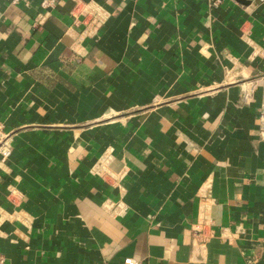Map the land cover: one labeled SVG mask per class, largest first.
<instances>
[{"label": "crops", "instance_id": "crops-1", "mask_svg": "<svg viewBox=\"0 0 264 264\" xmlns=\"http://www.w3.org/2000/svg\"><path fill=\"white\" fill-rule=\"evenodd\" d=\"M95 1L0 0L4 264H264V0Z\"/></svg>", "mask_w": 264, "mask_h": 264}, {"label": "built area", "instance_id": "built-area-1", "mask_svg": "<svg viewBox=\"0 0 264 264\" xmlns=\"http://www.w3.org/2000/svg\"><path fill=\"white\" fill-rule=\"evenodd\" d=\"M57 0H41V6L46 10L53 6ZM74 19L81 17L83 33L89 36L95 34L108 19V12L95 0H73L70 11ZM259 129L264 134V109L259 112ZM10 131L5 130L4 124L0 121V158L5 159L10 155ZM124 264H136L133 258H125ZM0 264H4V256L0 253Z\"/></svg>", "mask_w": 264, "mask_h": 264}]
</instances>
